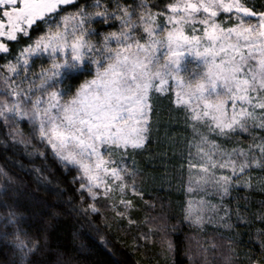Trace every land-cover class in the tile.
I'll return each mask as SVG.
<instances>
[{
	"label": "snow or ice",
	"instance_id": "6c2138e0",
	"mask_svg": "<svg viewBox=\"0 0 264 264\" xmlns=\"http://www.w3.org/2000/svg\"><path fill=\"white\" fill-rule=\"evenodd\" d=\"M74 3L80 0H0V54H9L0 65V81L3 95L11 98L0 100V117L13 124L16 118L31 122L32 138L50 148L65 168L76 170L74 181L79 182L78 191L86 192L93 201L89 204L92 213L99 211L96 204L101 199L113 200L115 210L119 193L124 211L116 214L123 218L135 208L125 192L135 196L141 193L134 180L129 183L125 179L135 175L121 163L129 153L120 152L119 160L114 157L121 149L134 152L145 146L151 127L150 90L163 92L168 78L179 73L184 55L194 52L207 66L202 77L206 83L177 93L178 104L184 103L183 95H188L202 102L203 107L200 111L198 104L191 115V120L197 122L193 129L199 133V143L197 159L189 163L190 169H196L190 181L218 195L221 203L199 202L194 217L190 204L187 215L199 224L204 220L201 213L207 211L209 222L223 221L224 227H233L226 220L230 219V211L224 197L232 188L251 186V181L238 183L248 169H264V138L256 143L251 132L253 128L264 129V111L257 112L264 110V12L245 6L248 0H178L167 5L170 14L162 26L157 17L163 13L152 12L146 0H135L134 4L95 0L94 11L85 6L61 14L64 6ZM221 12L234 20L232 26L217 22ZM93 20L100 24L118 22L119 28L97 40ZM197 22L203 25L202 35H196L194 28L191 36L185 35V27ZM38 27L43 31L32 37ZM21 38L28 44L12 57L7 42ZM45 54L49 66L38 73L32 71L30 61L34 63L35 58ZM13 58L15 63H9ZM253 60L255 65L250 63ZM93 65L94 78L81 84L72 99H65L67 90L58 87L62 80ZM5 67L12 76L5 74ZM33 76L38 83L31 79ZM36 93L40 96L33 99ZM199 124L207 131L200 132ZM237 130L249 133L253 143L228 150L207 134L231 138ZM11 135L15 143H31V139H18L23 136L19 129ZM241 219L237 215V221ZM129 223L134 221L129 219ZM171 248L169 242L168 250ZM231 252L229 248L225 264H230Z\"/></svg>",
	"mask_w": 264,
	"mask_h": 264
},
{
	"label": "trees",
	"instance_id": "16d2710c",
	"mask_svg": "<svg viewBox=\"0 0 264 264\" xmlns=\"http://www.w3.org/2000/svg\"><path fill=\"white\" fill-rule=\"evenodd\" d=\"M85 1L95 2L80 0L62 9L71 10ZM172 1L146 0L152 12L163 13L157 17L161 20L170 14L167 5ZM123 2L134 4L135 0ZM246 6L262 12L264 0H248ZM94 10L91 7L89 11ZM91 26L99 40L102 34L118 30L119 23L100 24L93 20ZM42 31L35 28L31 35L36 37ZM140 31L138 28L137 35ZM7 43L15 57L28 40ZM8 56L0 54V65ZM4 72L12 76L6 68ZM94 72L92 66L87 70L82 67L65 77L58 85L61 91L67 90L65 99L74 96ZM0 85L3 95L2 81ZM192 114L188 103H177L172 87L152 94L151 127L145 146L134 152L121 149L115 155L120 159V152L129 153L123 161L135 175L127 179L129 183L134 180L141 193L128 197L135 208L123 218L116 214L124 211L118 198L115 210L114 201L108 199L96 204L98 212L89 210L93 201L86 192L78 191L76 170L65 168L50 148L32 138L30 121L17 119L13 124L0 117V264H225L229 248L230 264H264V169H248L238 183L251 181V186L232 188L224 197L230 211V219L226 220L233 227H224L223 221L209 222L207 211L201 213L204 220L199 224L187 215L190 204L194 217L200 209L199 202L221 203L218 195L190 181V174L195 172L189 163H195L199 143ZM198 127L200 132L207 131L203 124ZM18 129L23 133L18 139H31L30 144L14 142L11 134ZM251 132L256 143L264 138V129L253 128ZM207 134L228 150L247 148L253 143L249 133L239 130L231 138ZM237 215L242 217L240 221ZM129 219L134 223L130 224ZM213 244L217 247L213 248Z\"/></svg>",
	"mask_w": 264,
	"mask_h": 264
},
{
	"label": "rangeland",
	"instance_id": "374dc122",
	"mask_svg": "<svg viewBox=\"0 0 264 264\" xmlns=\"http://www.w3.org/2000/svg\"><path fill=\"white\" fill-rule=\"evenodd\" d=\"M176 2H178V0H173L172 1V3H176ZM179 2H183V0H179ZM193 2H195V0H193ZM92 5H93V3L91 1H87V2L85 1L80 6H77V7L73 8V9H71V10H69V9L63 10L62 9L61 10V14L62 15L63 14H67L69 12H72V11L80 8V7H85V6L87 7V10H90ZM262 12H264V11H262ZM257 13H259V12H257ZM221 14H223V15H229V14H225V13L221 12L217 16V18H216L217 22L222 23V26H232L234 24V20H228L227 18L226 19L220 18L219 16ZM158 21L160 22V24L162 26L167 24L166 19L165 20H161V19L158 18ZM168 27L170 28L171 25H168ZM193 28L196 29V32H195L196 35H202L203 25H200L198 22L192 24L190 28L186 26L185 30H184L185 31V35L191 36L193 34V32H192ZM145 38H146V34H145ZM141 42H143V40ZM113 46H115V45L113 44ZM9 63H15V59L10 60ZM30 63H32V71H34L36 73H38L41 70L42 67H48L49 66V61L47 60V54H45L44 57L35 58V62L33 63L32 61H30ZM250 63L255 65L256 61L253 60V61H250ZM92 68L95 70V66L94 65L92 66ZM206 71H207V66L203 65L201 60L196 58L194 52L191 53V54H187L186 53L184 55V57H183V60H182V63H181V69H180L179 73L177 75H175V78H168V83L164 84L162 87H163L164 90L168 89L169 87H172L173 90H174L175 99L178 101V99H180V97H178L177 93H182L189 86L194 88L197 83H206V81H204L202 79L203 74ZM22 75H23V73L21 74V76ZM94 76H95V72H94V75H93V77L91 79H93ZM14 79L19 80L20 77H15L14 76ZM31 79L37 80V77L33 76V77H31ZM37 83H38V80H37ZM156 84L158 85V81L156 82ZM28 86H29L28 83L24 84L25 88H27ZM0 88H2L1 85H0ZM154 92H156L154 89L150 90V92H149V103L150 104H151V97H152V94ZM37 96H40V94L39 95L35 94V96H33V99H35ZM73 97L74 96L67 97V100H70ZM182 98H183L184 103H188V105L191 107V110H193L194 108H197L198 104H199V110L203 111L202 102H197L195 97H190L188 95H183ZM8 99H11V98L10 97H6V96H4L2 94L0 95V100H8ZM228 108H229V110L231 109V101H228ZM260 111H261L260 109H257V112H260ZM16 119H18V118H16ZM102 151H103V149H102ZM114 159L119 160V158H116V157H114ZM121 163H122L123 166L127 167L126 163L123 160L121 161ZM195 171H196V169L193 168V172H195ZM125 179L128 181L127 176L125 177ZM132 194H133L132 192L127 191V192H125L124 195L128 198ZM118 197H119V193L116 194V198H118Z\"/></svg>",
	"mask_w": 264,
	"mask_h": 264
}]
</instances>
